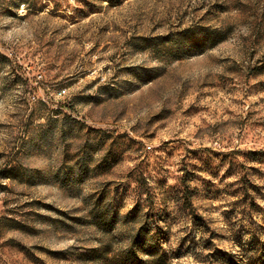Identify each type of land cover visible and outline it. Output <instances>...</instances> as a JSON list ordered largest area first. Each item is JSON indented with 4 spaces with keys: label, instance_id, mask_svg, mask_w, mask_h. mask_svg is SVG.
Here are the masks:
<instances>
[{
    "label": "rangeland",
    "instance_id": "obj_1",
    "mask_svg": "<svg viewBox=\"0 0 264 264\" xmlns=\"http://www.w3.org/2000/svg\"><path fill=\"white\" fill-rule=\"evenodd\" d=\"M264 264V0H0V264Z\"/></svg>",
    "mask_w": 264,
    "mask_h": 264
},
{
    "label": "trees",
    "instance_id": "obj_2",
    "mask_svg": "<svg viewBox=\"0 0 264 264\" xmlns=\"http://www.w3.org/2000/svg\"><path fill=\"white\" fill-rule=\"evenodd\" d=\"M155 256L156 257L151 262H149V264H164L162 261H165V257L157 256L156 253ZM136 264H144V262L136 260Z\"/></svg>",
    "mask_w": 264,
    "mask_h": 264
}]
</instances>
